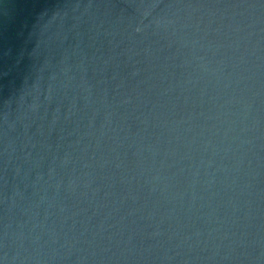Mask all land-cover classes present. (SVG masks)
Returning a JSON list of instances; mask_svg holds the SVG:
<instances>
[{"label": "water", "instance_id": "1", "mask_svg": "<svg viewBox=\"0 0 264 264\" xmlns=\"http://www.w3.org/2000/svg\"><path fill=\"white\" fill-rule=\"evenodd\" d=\"M0 264H264V0H0Z\"/></svg>", "mask_w": 264, "mask_h": 264}]
</instances>
